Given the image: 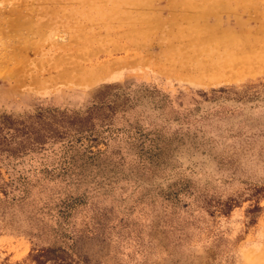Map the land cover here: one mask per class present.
<instances>
[{"label":"rangeland","instance_id":"obj_1","mask_svg":"<svg viewBox=\"0 0 264 264\" xmlns=\"http://www.w3.org/2000/svg\"><path fill=\"white\" fill-rule=\"evenodd\" d=\"M135 1L0 0V264H264V0Z\"/></svg>","mask_w":264,"mask_h":264},{"label":"bare ground","instance_id":"obj_2","mask_svg":"<svg viewBox=\"0 0 264 264\" xmlns=\"http://www.w3.org/2000/svg\"><path fill=\"white\" fill-rule=\"evenodd\" d=\"M113 1H115V0H113ZM261 1V0H260ZM117 2V1H116ZM128 2H130L131 4H134V3H136V1L135 0H128ZM262 2V1H261ZM259 3V2H258ZM264 3V2H263ZM139 4V3H138ZM135 5H137V4H135ZM259 5H260V3H259ZM114 7H116V9H114L113 11H114V13H119V12H121V10L120 9H122L121 7H120V4H118V5H115ZM262 7V6H261ZM140 8V7H139ZM141 9V8H140ZM140 15V14H139ZM140 17V20L142 19L143 20V16H142V14L139 16ZM222 34V33H221ZM216 35V34H207V37L205 38V40L208 42V43H210V48H215V47H217V48H220L221 49V51L223 52L222 54L224 55V52L225 51H227L225 54H227L228 56H229V60H225V59H223V60H221L220 62H213V63H211L210 65L211 66H217L218 67V64H220V65H222V64H224V66H232V67H234L233 65H235V66H238V65H240L241 67H243V66H246V65H249L250 63H248V61L249 60H251L252 61V59H257V58H260L261 57V54H257L256 56L255 55H252V54H256V51H253L252 53L249 51V53H247V52H242V51H239V49L236 51L237 53L235 54V46H234V44H235V42L234 41H236V39H234L233 37H230L229 35H226V34H228V33H224L225 35ZM261 48H263V47H261ZM259 49V48H258ZM229 51H231V54H228V52ZM258 51V50H257ZM260 51V50H259ZM263 51V50H262ZM212 59V58H211ZM225 60V61H224ZM217 61H219V60H217ZM223 66V65H222ZM214 67V68H215ZM235 68V67H234ZM237 68H240V67H237ZM207 69V68H206ZM217 69V68H216ZM216 69H214V70H212L211 71V73L213 74V73H217V71L218 70H216ZM203 70V69H202ZM205 70V69H204ZM209 71H210V69H209Z\"/></svg>","mask_w":264,"mask_h":264},{"label":"trees","instance_id":"obj_3","mask_svg":"<svg viewBox=\"0 0 264 264\" xmlns=\"http://www.w3.org/2000/svg\"><path fill=\"white\" fill-rule=\"evenodd\" d=\"M10 135H12V133H10ZM1 143H2V140L0 139V145H1Z\"/></svg>","mask_w":264,"mask_h":264}]
</instances>
